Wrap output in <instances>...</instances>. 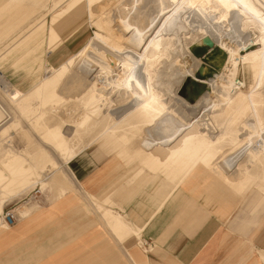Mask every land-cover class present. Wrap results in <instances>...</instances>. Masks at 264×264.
Returning a JSON list of instances; mask_svg holds the SVG:
<instances>
[{
  "label": "rangeland",
  "instance_id": "obj_1",
  "mask_svg": "<svg viewBox=\"0 0 264 264\" xmlns=\"http://www.w3.org/2000/svg\"><path fill=\"white\" fill-rule=\"evenodd\" d=\"M80 28L81 49L51 66L46 57ZM263 29L264 0H0V103L9 115L0 111V232L24 233L9 262L89 264L113 250L111 264H145L140 230L71 173L101 178L109 159L156 182L157 169L190 170L220 153L223 169L255 175L233 187L239 215L264 214V149L254 145L264 139V60L241 64L235 80L245 86L233 85L232 100L213 95L200 114L174 95L179 88L195 104L212 85H229L228 52L216 45L206 58L193 42L231 36L230 48L252 50ZM61 199L69 205L56 209Z\"/></svg>",
  "mask_w": 264,
  "mask_h": 264
},
{
  "label": "crops",
  "instance_id": "obj_2",
  "mask_svg": "<svg viewBox=\"0 0 264 264\" xmlns=\"http://www.w3.org/2000/svg\"><path fill=\"white\" fill-rule=\"evenodd\" d=\"M81 28L46 57L51 66L60 63L63 52L81 49ZM196 46L204 49L201 56L206 58L215 50L214 47L205 52L208 47ZM206 70L207 67L200 74ZM219 159L220 153L216 161H200L190 170H153L154 177L160 178L156 182L150 181V177L139 179L129 174L130 170L120 161L111 159L104 160L101 178L95 172L85 176L71 173L76 181L81 179L85 183L88 195L101 194L103 200L112 199L116 211L124 213L140 230L146 253L145 259H137L145 264H264V214L255 220L239 215L241 200L233 190L234 186L248 185L255 175L250 173L251 167L246 173L234 174L223 169ZM262 177L264 180V170ZM68 202L61 199L53 205L56 209L61 205L66 208ZM22 230L18 227L13 233L0 232V264H11L8 258L18 250L17 246H24L13 241L24 237ZM112 253L115 251L111 250ZM111 255L89 264L102 263L104 259L111 264Z\"/></svg>",
  "mask_w": 264,
  "mask_h": 264
},
{
  "label": "bare ground",
  "instance_id": "obj_3",
  "mask_svg": "<svg viewBox=\"0 0 264 264\" xmlns=\"http://www.w3.org/2000/svg\"><path fill=\"white\" fill-rule=\"evenodd\" d=\"M238 18V17H237ZM214 30V29H213ZM215 31V33H216V35H219L218 34V31H216V30H214ZM263 34H264V29H263ZM211 37V39L214 41V43H215V46L217 45H221L224 49H225V51H227L228 52V58H227V61H226V66H225V70L227 71V73H225L227 76H229V78H230V81H229V85H227V86H225V85H221V86H215V85H212L211 83V85H212V90L211 91H209V92H207L206 94H205V96L204 97H202L197 103H195V104H190L189 102H187L186 100H184L183 98H181L179 95L177 96V94H178V91L180 90L179 88H177V90H176V93L174 94L175 95V97H176V99H178V100H180L181 101V104L183 105V106H185V107H188L189 109H192V111L194 110V111H197L199 114L202 112V111H204V110H202L203 108V106L204 105H206L207 104V102H210V101H212L211 100V97L213 96V95H219V94H221V95H223L224 97H226V99H228V100H232L233 99V97H234V95H235V92H234V87H233V85H234V81H235V77H236V75H237V73H238V71H239V67L241 66V64H243V65H245V64H247V63H250V62H252L253 60H255V59H257V58H261L262 60H264V36L261 38V43H260V45L262 46L261 48H257V49H252V50H250V49H246V48H243V47H245V46H241V45H239V46H236V47H234L233 46V48H230V46H231V42H233L234 40H232V38H231V36H229V37H226V38H219V37H217L216 38V36H212V35H204V36H202V37H200L197 41H195V42H193L192 43V46L195 44V43H197L200 39H203L204 37ZM223 37H225V36H223ZM240 43V42H239ZM244 45H246L245 43H244ZM189 48V47H188ZM244 50H243V49ZM187 51V50H186ZM185 51V52H186ZM243 51H245V53H243ZM185 55H189V56H191V57H193L192 55H191V51L190 50H188L186 53H184ZM183 54V55H184ZM184 55V56H185ZM194 58V57H193ZM197 61V60H196ZM179 63V61L178 62H176V64H178ZM194 66V65H193ZM198 69L200 70V67H198ZM179 70V69H178ZM193 73H192V70L191 69H189V70H187V71H184V72H180V76H181V79H180V84H179V87H181L182 86V84H183V82H184V80L186 79V78H188V77H190L191 75H192ZM222 74H224V73H222ZM221 74V75H222ZM170 77V76H169ZM195 77V76H194ZM222 77V76H221ZM171 78V77H170ZM220 78V77H219ZM234 78V80H232ZM215 81L216 80H218V79H214ZM177 84H178V81H177ZM216 88V89H215ZM236 88V87H235ZM217 89H219V90H217ZM237 89V88H236ZM241 88H239V89H237V90H240ZM171 94V93H170ZM215 101V100H214ZM180 104V103H179ZM212 104V103H211ZM181 105V106H182ZM178 109H180V108H178ZM0 111L5 115V116H9L8 115V113H7V111L5 110V108L2 106V104L0 103ZM193 111V112H194ZM191 114V113H190ZM0 119H1V121H2V115L0 114ZM204 123V122H203ZM212 124V122L211 123H209V122H205L204 123V125H205V129H209L210 128V126H212L211 125ZM201 125V124H200ZM210 125V126H209ZM204 130V129H203ZM197 132V131H196ZM254 145H255V147H257V148H261V149H264V139L262 140V141H257L256 143H254ZM250 148V146H246L245 147V149H249ZM239 154H240V152H239ZM239 154H238V156H239ZM237 156V157H238ZM243 155H241L240 157H242Z\"/></svg>",
  "mask_w": 264,
  "mask_h": 264
},
{
  "label": "built area",
  "instance_id": "obj_4",
  "mask_svg": "<svg viewBox=\"0 0 264 264\" xmlns=\"http://www.w3.org/2000/svg\"><path fill=\"white\" fill-rule=\"evenodd\" d=\"M199 41H201V39ZM244 86H245V83L240 78H237L234 81V87H236L237 89L242 88ZM1 217H2V222L7 226L14 224V222L16 220L14 211H12V210H6V211L2 212Z\"/></svg>",
  "mask_w": 264,
  "mask_h": 264
},
{
  "label": "water",
  "instance_id": "obj_5",
  "mask_svg": "<svg viewBox=\"0 0 264 264\" xmlns=\"http://www.w3.org/2000/svg\"><path fill=\"white\" fill-rule=\"evenodd\" d=\"M198 44L203 45L205 47H208L210 49H213L215 47L214 41L209 36L208 37H204L203 39H201V41H199ZM203 70H204V68L203 67H200V70L199 71L201 73L203 72Z\"/></svg>",
  "mask_w": 264,
  "mask_h": 264
}]
</instances>
